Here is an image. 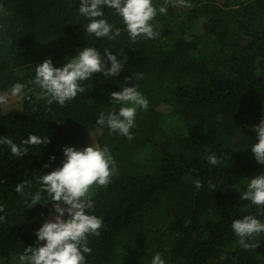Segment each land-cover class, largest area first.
Wrapping results in <instances>:
<instances>
[{
  "label": "trees",
  "instance_id": "16d2710c",
  "mask_svg": "<svg viewBox=\"0 0 264 264\" xmlns=\"http://www.w3.org/2000/svg\"><path fill=\"white\" fill-rule=\"evenodd\" d=\"M186 2L192 6L169 2L150 22L159 35L132 43L107 7L102 18L122 29L115 40L87 34L79 0H0V94L25 85L24 95L0 106V137L50 141L20 158L0 144V264H21L25 248L42 246L35 233L53 214L51 203L29 208L31 196L16 185L29 181L25 192L35 194L38 177L61 165L64 146L91 143L109 148L119 174L91 195L88 214L104 227L89 237L86 264H151L157 253L165 264H264V233L255 237L258 248L245 250L231 228L245 215L264 223V212L241 199L249 179L264 172L250 150L264 99V0ZM84 47L118 59L122 50L127 62L118 76L82 81L85 92L65 106L37 99L34 67L46 58L60 67ZM135 85L149 103L137 110L129 140L96 121L122 106L110 104V93ZM213 153L217 166L206 159ZM48 199L44 193L41 203Z\"/></svg>",
  "mask_w": 264,
  "mask_h": 264
},
{
  "label": "clouds",
  "instance_id": "9594fccd",
  "mask_svg": "<svg viewBox=\"0 0 264 264\" xmlns=\"http://www.w3.org/2000/svg\"><path fill=\"white\" fill-rule=\"evenodd\" d=\"M169 2L176 7L192 6L186 0H165V6L157 10L152 0H79L78 11L89 20L85 29L87 34L101 40H115L121 35L122 29L102 18L103 8L113 9L121 17L131 42L136 43L139 39H153L159 35L150 22L158 12L166 14ZM69 3L72 5V0ZM77 52L60 67H54L48 58L34 67L35 77L32 83L40 89L36 93L37 99H44L48 106L53 102L65 106L78 94L85 92V88L81 86L82 81L90 79L96 73H102L106 78L118 76L127 62V56L122 50L119 55L123 59H118L117 54L107 49L102 56L94 47H84ZM142 75L136 74L135 78L142 79ZM126 80L131 78L126 77ZM24 88V84L15 83L10 91L0 94V106H6L10 96L24 95ZM137 89V85L125 86L119 92L110 93V104L122 106L118 111L109 112L107 116L101 112L96 123L106 126L110 134L118 133L129 140L133 139L130 130L135 126L137 110L146 111L149 103ZM252 131L257 142L251 145L250 150L256 162L264 165V118ZM49 142L48 136L38 137L32 134L23 139L20 145L9 137H0V144L7 145L11 154L17 158L25 156L29 146H44ZM62 152L64 159L61 165L38 177L40 188L35 194L25 192V188L31 186L29 181L18 183L15 187L21 197L31 196L29 208L51 203L53 213L35 233L37 244L44 242L43 245L25 248L24 254L19 258L21 264H86V254L92 252L88 246L89 237H99L100 229L104 227L102 218L88 214V210L95 206L90 196L93 186L107 187L112 178L119 174L109 148L91 143V146L82 149L64 146ZM206 159L213 166L221 163L214 153ZM49 160L53 161L55 157L50 156ZM44 167L48 168L50 164H45ZM195 187L200 189L202 182L195 181ZM208 188L215 192L216 186L209 181ZM44 193L49 198L47 203H41ZM241 199L251 202L264 212V172L249 179ZM0 212H4L3 205H0ZM4 221L5 216H0V223ZM231 228L245 250L260 246L255 237L264 233V223L255 216L245 215L242 219H235ZM151 264H165V261L157 253L152 257Z\"/></svg>",
  "mask_w": 264,
  "mask_h": 264
},
{
  "label": "rangeland",
  "instance_id": "374dc122",
  "mask_svg": "<svg viewBox=\"0 0 264 264\" xmlns=\"http://www.w3.org/2000/svg\"><path fill=\"white\" fill-rule=\"evenodd\" d=\"M218 1H222V0H218ZM18 98V97H17ZM9 99L10 100H14V99H16V97H9ZM262 104H264V99L262 100ZM146 154V151H142V152H139V153H137L136 154V157H142V156H144ZM97 187L96 186H93V188L90 190V196L92 195V194H94L95 192V189H96Z\"/></svg>",
  "mask_w": 264,
  "mask_h": 264
},
{
  "label": "built area",
  "instance_id": "2783aa9c",
  "mask_svg": "<svg viewBox=\"0 0 264 264\" xmlns=\"http://www.w3.org/2000/svg\"><path fill=\"white\" fill-rule=\"evenodd\" d=\"M261 111H262V113H261V119H262V118H264V104H262ZM261 119H260V120H261ZM259 122H260V121H259ZM259 122H258V123H259Z\"/></svg>",
  "mask_w": 264,
  "mask_h": 264
}]
</instances>
